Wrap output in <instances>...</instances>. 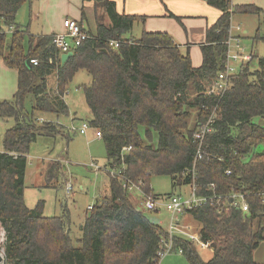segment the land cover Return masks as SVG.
<instances>
[{"label": "trees", "instance_id": "16d2710c", "mask_svg": "<svg viewBox=\"0 0 264 264\" xmlns=\"http://www.w3.org/2000/svg\"><path fill=\"white\" fill-rule=\"evenodd\" d=\"M204 1L220 15L207 27L199 46L202 61L194 66L189 53L183 54L166 32L127 36L142 17L118 13L113 0H82L93 3L96 27L83 26L82 8L75 20L92 37L72 48V56L61 65L53 34H29L27 47L23 43L28 29L16 23V14L31 0H0V57L17 71L12 99L0 102V117L13 120L0 151L3 264H158L161 240L169 232L137 209L122 186L124 176L156 197L149 185L152 175L168 176L173 189L194 183L196 194L208 198L184 213L199 223L198 239L211 249V257L202 260L195 242L173 236L174 251L180 248L189 264H264L253 258L264 241V125L255 121L264 119V57L251 53L240 63L221 97L207 93L225 68L232 15L264 11L253 4L232 5L231 0ZM8 27L12 31L5 32ZM109 40H118V48ZM253 41L264 42L259 29ZM79 70L90 76L81 86L89 110L86 120L90 130L101 133L108 181L107 193L86 213L75 245L66 206L58 216H45L41 199L28 207L24 178L31 143L41 135H65L64 126L42 117L68 114L64 97ZM29 97L33 104L27 112ZM208 120L210 131L197 158L193 134ZM259 145L263 149L255 151ZM53 165L45 170L46 181L59 178ZM111 169H120L121 179ZM238 194L246 211L231 202Z\"/></svg>", "mask_w": 264, "mask_h": 264}, {"label": "rangeland", "instance_id": "374dc122", "mask_svg": "<svg viewBox=\"0 0 264 264\" xmlns=\"http://www.w3.org/2000/svg\"><path fill=\"white\" fill-rule=\"evenodd\" d=\"M52 2L53 0H31L30 3L24 4L16 14V23L24 28H27L28 25L31 24L29 32L31 35H36L37 32L41 31L40 29H42V25L45 24L43 22V15L48 12V20L53 22V20H56V17L59 15V9L63 7V3L53 4ZM70 4L73 5L74 3L71 1ZM36 11L43 12V14H41L42 17L39 16L38 18L32 19L33 14ZM246 15L244 17L242 16L243 20L241 22L238 20L237 15L231 21V24L236 25L238 23L236 21L240 22L238 23L239 30L235 29L234 31V33L240 35L239 46L240 48H243V53L245 54L252 53L253 55L264 57V42L253 41L256 29H259V33L264 36V13H261L260 15ZM69 17L73 18L72 15H69ZM53 25H55V23H53ZM90 25L92 26V22ZM133 34L135 37H138L137 31H134ZM131 35L132 30L127 36ZM28 37L29 33L23 35V43L26 47ZM8 40L9 36L7 37V41ZM233 44L234 42H232L231 49L232 51H235L237 48H235ZM4 53H6V51ZM191 53L193 63L196 65V58L198 57L200 59L201 57L200 51L193 47L191 48ZM1 60L2 57H0V102L12 99L17 81L16 69L5 66ZM198 63H200V60ZM231 63L235 65V69L240 67L239 62ZM88 79H90V77L85 70H79L73 76L64 98L68 106L67 115L56 116L53 114H47L42 117V119L46 121L61 124L64 126L66 132L65 135L57 134L54 137L41 135L31 143L24 178L25 201L26 204L30 205L28 207H34L37 200L41 199L46 201L44 203L46 206L44 214L48 216L60 215L61 205H66L68 207L69 212L71 213V237L74 239L75 245V239L80 236V223L84 218L85 212H89L87 207L89 205H95L100 198L99 195L103 196L107 193L108 181L107 172L105 171L106 168L103 166L106 164V154L102 139L94 137L93 131H89L86 135H83L67 130V126L71 123H73L74 126H78L81 122L80 120L84 119V117L89 114L85 113L87 107L83 101L82 90L79 87ZM54 86L55 79L54 76H51L48 78V87L52 90ZM32 104V97H29L25 102V109L27 112L31 111ZM191 113L194 114L195 111H192ZM74 114L80 117V119H72ZM193 114L190 118V122H192L194 118ZM12 125V119H4L0 117V151H4L2 140L5 129ZM142 133L143 131L141 134ZM152 144H156L154 133H152ZM262 149L263 145H259L256 147L255 151H261ZM92 161L98 164L101 168L95 170L89 167V164ZM49 164H54L53 173L59 177L58 186L56 188L39 187L44 181L47 185L57 183L56 180L48 179L46 181L45 179L44 168ZM67 182L72 185L73 190L70 193H67L65 189ZM149 185L152 193L160 196L169 195L171 193L185 196L186 194L188 195L190 191L189 185H183L173 189L170 178L165 175H152L149 180ZM79 186H82V189H80ZM134 205L137 209L142 210L150 221L156 224L158 223L163 229H168L169 214L163 209L160 208L158 211H148L144 210L141 205ZM177 221L178 226L181 227L183 231V235L187 240L195 242L200 257L202 260L207 261L211 257L212 251L208 247L202 245L196 238L199 223L187 213L179 216ZM2 230L3 229L0 228V251H2V255L4 256L2 249L4 233L1 235ZM175 232L178 233L177 229H175ZM254 251V260L256 262L258 261V263L263 262L264 241L261 242ZM0 264L3 263L0 262ZM158 264H189V262L184 255L177 252H170L161 256Z\"/></svg>", "mask_w": 264, "mask_h": 264}, {"label": "crops", "instance_id": "0c3cea01", "mask_svg": "<svg viewBox=\"0 0 264 264\" xmlns=\"http://www.w3.org/2000/svg\"><path fill=\"white\" fill-rule=\"evenodd\" d=\"M71 1L72 3H74L73 5L70 4ZM113 1L116 4V11L118 13L137 15L138 17H142L134 21L133 28H132V35L129 36L130 38L134 37L135 39H139L143 31L166 32L171 36L173 42L178 46L179 50L183 54L186 52L189 53L192 65L199 66L201 64L202 57H200V59L198 57L196 58L197 59L196 65L193 63L191 48L194 47L200 51L199 46L205 41V32H206L207 27L211 25L212 23H214L220 15V11L218 9L208 5L206 1L204 0H113ZM52 3L53 4L63 3V7H61L60 9L58 7L59 15L56 17V20H53V22L51 20H48V12H46L47 18H46V14L43 15L44 16L43 22L45 24L42 25V29H40L41 31L37 32L36 35H50V34H54V33L62 31V20L64 18H70L69 15H72L73 19L79 20L82 8L85 13V21L83 22V26L87 27L90 30H93V31L95 30L96 20H95L92 2H82V0H53ZM231 3L232 5L253 4L261 8L262 11H264V0H231ZM41 14H43V12H40V11L34 12L32 19L38 18L39 16L42 17ZM236 15L238 16L237 17L238 20L241 22L243 20V17L246 14H233L231 17V21L232 19L235 18ZM250 15H253V14H250ZM250 15H246V16H250ZM231 21H230V25H233V26L234 25L237 26L238 23H240L239 21H236L238 22L237 25L231 24ZM91 22H92V26L90 25ZM105 22L107 23L109 22L108 18L106 17H105ZM53 23H55V25H53ZM30 26L31 24H29L27 27L29 34H31L29 32ZM134 31H137L138 37L134 36L133 34ZM234 31L235 30L232 31V34H234ZM200 55H201V51H200ZM199 60H200V63H198ZM1 62L3 63V60H1ZM51 76H54V79H55V75H51ZM16 78H17V75H16ZM88 80L90 81V79ZM88 80L83 84H88L89 83ZM82 85H80L79 87L81 88ZM82 97L84 101L83 92H82ZM86 109L87 111L85 113L88 114L89 110L88 108ZM88 115L85 116L84 119H81L80 121L86 120ZM72 119L78 120L80 119V117L74 114ZM255 121L257 123H260L261 125H264V119L256 118ZM89 131H92V130H89ZM27 159H28V155H27ZM47 168H48V165L45 166L44 169L46 170ZM44 176H45V172H44ZM56 181H57L56 184H48V185L44 181V183L40 184L39 187L56 188L58 186V180L56 179ZM79 187L80 189H82V186H79ZM128 194L130 198L132 199L133 203L135 202L134 204H137L139 206V194L135 190H133L132 192H128ZM99 197H100L99 199H101L102 196L99 195ZM24 200H25V191H24ZM45 202L46 201H44V203ZM26 205L30 206L28 204ZM63 206H66V205H61V213H62ZM45 208L46 206L44 204L43 214H44ZM66 208L69 212V209L67 206ZM164 211L166 212V210ZM86 213L87 212H85L84 217ZM45 216H48V215H45ZM52 216H56V215H52ZM69 217H70V224H71V213L70 212H69ZM82 222L80 223V226ZM80 226H79V229H80ZM0 228L2 227L0 226ZM173 229H174L173 230L174 236L177 235L181 238L186 239V237L183 235V231L181 227L178 226V222H177L176 228H173ZM175 229H177L178 233L175 232ZM71 230L72 229L70 225V232ZM164 230L169 232L170 231L169 225H168V229L167 230L164 229ZM2 231H1V235H3L4 233V231L3 232ZM196 238L198 239V232L196 234ZM253 258H254V254H253Z\"/></svg>", "mask_w": 264, "mask_h": 264}, {"label": "built area", "instance_id": "2783aa9c", "mask_svg": "<svg viewBox=\"0 0 264 264\" xmlns=\"http://www.w3.org/2000/svg\"><path fill=\"white\" fill-rule=\"evenodd\" d=\"M239 30V26H233L230 25L229 28V38L226 41L227 44V54L225 58V68L222 72H219L217 76L214 78L211 86L207 90L208 94H215L221 97L225 91L229 88L230 85V76L232 74H235L237 72V69H235V65H233L231 62H239L244 63L245 61H248L250 59V54L243 53V48H240L239 46V38L240 35L238 33L232 34L233 30ZM5 32L12 31V27H8L4 29ZM92 36L81 27L77 21L73 18H64L62 23V31L54 33L52 37V44L54 47L58 50L59 54L66 53L69 50H72V48L79 46L84 40L91 38ZM130 42V41H129ZM232 42H234V47L237 48V50L232 51ZM118 40H109L108 44L112 48H118L119 46ZM30 63L36 64V59H30ZM39 121H42L40 119ZM211 120H208L205 124L200 125L197 130L194 132L193 137L198 142V148L196 151V157H201L200 152V145L204 138V135L210 131L209 128V122ZM90 126L88 124L87 120H82L78 126H74L73 123H71L69 126H67V130L70 132H77L79 134L86 135L89 130ZM93 135L96 138H101V133L98 130H93ZM126 150H129V148H124ZM89 167L99 170L101 167L98 166L94 161L90 162ZM122 171L120 169H111L110 174L117 176V178H120ZM229 173V172H227ZM121 179V178H120ZM122 186L124 189L127 190V192H132L135 190L139 194V204L148 211H157L158 209H164L169 214V236L165 239L161 240V245L158 249V256L161 257L167 253L170 252H177L182 253V250L180 248L177 249V251H174V244H173V228H176L177 220L180 215H182L185 210L191 209L193 207L204 205L207 203L208 198L205 196H198L196 194V188L194 183L190 186L189 194L186 196H182L179 194H169L164 196H156L144 194L142 192V187L140 184L131 183L129 180H126V178L123 176L122 180ZM65 189L67 193L72 192V185L67 182L65 185ZM236 197V199H234ZM231 202L233 206L240 207L243 211L247 210V204L243 200L242 195H233L231 198ZM93 206H88L87 209L91 210ZM2 253V251H1Z\"/></svg>", "mask_w": 264, "mask_h": 264}, {"label": "water", "instance_id": "95a60500", "mask_svg": "<svg viewBox=\"0 0 264 264\" xmlns=\"http://www.w3.org/2000/svg\"><path fill=\"white\" fill-rule=\"evenodd\" d=\"M72 54H73V51L72 50H69L68 52H66V53H62L61 55H60V62H61V65H63L65 62H66V60L70 57V56H72ZM28 63V62H27ZM0 262H4V258H3V255H2V253H1V251H0Z\"/></svg>", "mask_w": 264, "mask_h": 264}]
</instances>
